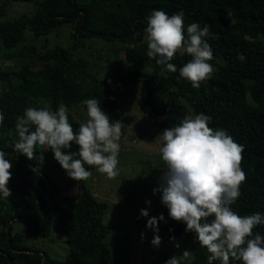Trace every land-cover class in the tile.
<instances>
[{
	"label": "trees",
	"instance_id": "1",
	"mask_svg": "<svg viewBox=\"0 0 264 264\" xmlns=\"http://www.w3.org/2000/svg\"><path fill=\"white\" fill-rule=\"evenodd\" d=\"M12 2L32 3L34 10L10 16ZM153 10L169 15L183 10L185 36L191 23L210 26L204 39L213 50L211 79L194 88L179 76V68L191 59L185 52H177L170 61L176 72L147 56L145 29ZM67 24L72 29L68 45L50 44L48 36ZM31 34L47 39L35 41ZM94 36L124 43L126 61L147 65L148 71L106 79L91 75L79 51L84 49V40ZM38 42L42 49L36 48ZM0 50L3 58L20 59L0 67V111L5 117L0 125V150L15 155L7 185L12 195H0V264H115L105 242L109 227L102 220L107 203L94 196L85 180L70 178L46 145L35 146L32 160L9 146L18 140V117L28 107H44L43 100L52 110L64 104L74 131L81 123L70 111L81 104L87 113L86 99L100 101L111 120L118 91L128 81L145 82L140 109L163 129L177 126L185 116L209 115L206 104H215L220 112L211 117L209 127L226 130L244 146L241 167L246 180L231 207L239 215L259 212L264 216V0H0ZM187 103L193 115L187 114ZM65 151L78 152V145L73 142ZM85 168L91 166L85 164ZM53 169L69 181L57 185L50 173ZM74 183L76 192L67 194ZM16 218L35 236L48 235L56 218L69 246L65 259L56 261L45 251L22 245V234L12 233ZM253 233L264 236V224ZM184 236L194 242V258L181 264H208L210 253L199 245L196 234ZM230 264L243 262L230 259Z\"/></svg>",
	"mask_w": 264,
	"mask_h": 264
},
{
	"label": "clouds",
	"instance_id": "2",
	"mask_svg": "<svg viewBox=\"0 0 264 264\" xmlns=\"http://www.w3.org/2000/svg\"><path fill=\"white\" fill-rule=\"evenodd\" d=\"M209 27L191 23L185 36L183 10L172 15L153 10L147 17L145 29L147 56L166 66L169 72H176V65L170 62L175 54L181 50L189 54L191 59L179 68V76L198 88L201 82L211 79L214 72L209 63L213 50L204 39L209 35ZM84 103L88 119L79 125L78 131H74L69 122L64 104L56 110L47 106L26 108L15 125L18 140L9 147L32 160L35 146L46 145L66 174L76 181L92 176L85 164L115 179L119 175L118 141L122 123L110 120L96 98L86 99ZM4 119L0 111V125ZM211 119L204 113L185 116L177 126L167 127L158 134L163 142L159 151L167 168L153 193H161V202L167 207L170 218L185 223V230L196 234L199 245L210 253L208 264L213 261L230 264V259L243 264H264V236L253 233L257 225L264 224V216L259 212L239 215L231 207L240 197V186L246 180L241 167L244 146L235 142L226 130L209 127ZM73 142L78 145V152L65 151L71 149ZM8 155L0 150V195L4 198L12 195L7 186L12 175ZM77 156L79 158H75ZM141 215L148 217V210L141 209ZM209 217L214 218L209 220ZM158 220H164L163 214L150 217L146 224L154 232L151 243L157 247L161 243ZM190 257L191 251L184 250L165 264H181Z\"/></svg>",
	"mask_w": 264,
	"mask_h": 264
},
{
	"label": "rangeland",
	"instance_id": "3",
	"mask_svg": "<svg viewBox=\"0 0 264 264\" xmlns=\"http://www.w3.org/2000/svg\"><path fill=\"white\" fill-rule=\"evenodd\" d=\"M33 10L32 3L12 2L8 6L10 16H17L22 12L30 13ZM71 31L70 25H64L48 36L49 43L57 41L68 45ZM32 39L36 41L47 38L32 35ZM41 44L42 42L35 44L36 48L42 49ZM125 47L126 45L118 40L109 42L98 36L88 37L84 40V49L79 51V56L86 59L88 72L98 79L148 71L147 65L141 67L139 64L126 61ZM180 53L183 51L181 50ZM1 54H3L2 50H0V67L2 68L20 60L17 56L3 58ZM144 85L145 82L139 80L125 82L116 97L117 108L111 120L113 122L119 120L122 123L118 141L120 144L117 166L119 175L115 179H109L106 174L99 173L91 166L89 171L92 172V176L85 180V185L99 201L107 203L102 220L109 227L105 242L115 264H165L170 257L181 255L184 250L191 251V257L182 261L190 262L194 258V242L184 235H195V233L186 231L185 223L170 218L167 207L161 202V193H153V189L159 187L160 178L167 165L159 151L163 142L158 134L163 128L156 125L154 118L141 111L139 106ZM43 101L44 107L48 106L47 102ZM186 105L187 114L193 115L192 107L188 103ZM205 108L212 118H216L220 112L215 104L207 103ZM70 113L80 123L88 119L81 104L73 107ZM9 134L12 135V132ZM6 153L9 154L6 159L11 162L10 170H12L15 155L12 152ZM50 173L57 185L66 184L69 181L58 170L53 169ZM76 190L77 185L74 183L66 190V193L74 194ZM146 201H150V204ZM141 209H147L149 216H142ZM160 214H163L164 220H158V235L161 237V243L157 247L151 243L154 232L147 228L146 224L150 217H159ZM51 222V231L48 235L35 236L26 230L22 219L16 218L12 224V233L22 234V245L45 251L53 260L62 261L69 251V246L65 236L58 229L57 219L53 218ZM172 237L175 239H171ZM177 243L179 247H176Z\"/></svg>",
	"mask_w": 264,
	"mask_h": 264
},
{
	"label": "water",
	"instance_id": "4",
	"mask_svg": "<svg viewBox=\"0 0 264 264\" xmlns=\"http://www.w3.org/2000/svg\"><path fill=\"white\" fill-rule=\"evenodd\" d=\"M42 261H44V258H43V260Z\"/></svg>",
	"mask_w": 264,
	"mask_h": 264
}]
</instances>
